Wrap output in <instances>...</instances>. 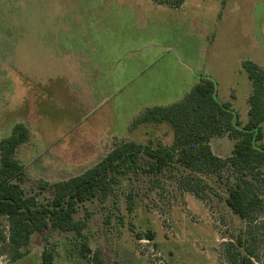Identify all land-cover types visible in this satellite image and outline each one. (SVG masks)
<instances>
[{
  "label": "rangeland",
  "instance_id": "obj_1",
  "mask_svg": "<svg viewBox=\"0 0 264 264\" xmlns=\"http://www.w3.org/2000/svg\"><path fill=\"white\" fill-rule=\"evenodd\" d=\"M246 63L264 70V0H184L179 8L0 0V141L17 125L29 129L15 155L25 168L20 184L46 204L55 183L98 166L117 144L172 147L170 125L134 121L201 80L215 83L218 101L245 126L253 92ZM234 144L228 135L210 141L222 159ZM191 176L175 164L159 173L126 168L105 195L79 204L81 234L35 233L17 261L0 243V264H41L45 251L53 264H94L96 251L105 264H233L237 238L249 229L264 264L263 219L247 224L226 203L240 178L264 198V168ZM2 228L8 236L5 219Z\"/></svg>",
  "mask_w": 264,
  "mask_h": 264
},
{
  "label": "trees",
  "instance_id": "obj_2",
  "mask_svg": "<svg viewBox=\"0 0 264 264\" xmlns=\"http://www.w3.org/2000/svg\"><path fill=\"white\" fill-rule=\"evenodd\" d=\"M153 1L172 8L184 4V0ZM245 69L253 84L250 118L245 126L230 104L218 101L215 83L201 80L182 101L152 107L134 121V126L169 124L174 133L172 147L158 145L154 148L131 141L117 144L98 166L55 183L52 199L46 204H39L36 196H27L21 187L25 168L15 155L17 149L29 141L30 131L25 125H17L10 136L0 141V243H9L13 261L25 255L22 250L29 247L35 233L52 229L81 234L85 222L75 218L79 204L105 195L117 175L123 174L126 168L159 173L175 164L194 179L197 178L194 173L219 175L231 168L260 174L264 168V70L253 63H246ZM225 135L235 140V144L231 156L222 159L212 152L210 141ZM189 191L199 196L197 189L191 187ZM226 203L247 224H255L260 218L264 221V198L250 180L240 178L232 184ZM3 219L8 225V236L2 228ZM252 241L251 229L237 238L231 253L233 264H258ZM93 262L105 264L100 251L94 253ZM53 263V252L45 251L41 264Z\"/></svg>",
  "mask_w": 264,
  "mask_h": 264
},
{
  "label": "crops",
  "instance_id": "obj_3",
  "mask_svg": "<svg viewBox=\"0 0 264 264\" xmlns=\"http://www.w3.org/2000/svg\"><path fill=\"white\" fill-rule=\"evenodd\" d=\"M184 5V4H183ZM182 5V6H183ZM181 6V7H182ZM189 71V70H188ZM188 76L190 77V79H194V77H195V75L194 74H191V72L189 71V74H188ZM200 82V81H199ZM198 84V83H197ZM197 84H195V85H193L192 87H190L189 89H187V90H183L182 92H181V94L178 96V99H177V101H175V103H178V102H180V101H182L183 99H184V97L197 85ZM175 103H171L170 105H173V104H175ZM170 105H165V106H170ZM153 107H164V106H153ZM152 108V107H151ZM150 109V108H149ZM163 124H166V123H163ZM147 125V124H146ZM160 125H162V124H160ZM169 125V124H168ZM152 126V125H151ZM171 127V126H170Z\"/></svg>",
  "mask_w": 264,
  "mask_h": 264
}]
</instances>
